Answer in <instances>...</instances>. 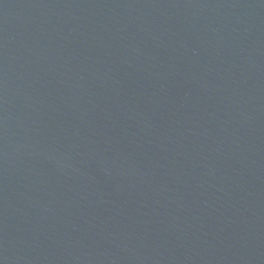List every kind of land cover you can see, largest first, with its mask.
Listing matches in <instances>:
<instances>
[{
	"label": "water",
	"instance_id": "water-1",
	"mask_svg": "<svg viewBox=\"0 0 264 264\" xmlns=\"http://www.w3.org/2000/svg\"><path fill=\"white\" fill-rule=\"evenodd\" d=\"M0 264H264V0H0Z\"/></svg>",
	"mask_w": 264,
	"mask_h": 264
}]
</instances>
